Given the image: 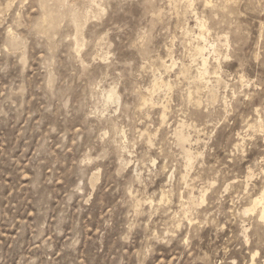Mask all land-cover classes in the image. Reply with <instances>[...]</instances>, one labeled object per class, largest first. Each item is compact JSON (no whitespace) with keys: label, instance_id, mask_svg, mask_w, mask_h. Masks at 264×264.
Returning a JSON list of instances; mask_svg holds the SVG:
<instances>
[{"label":"rangeland","instance_id":"rangeland-1","mask_svg":"<svg viewBox=\"0 0 264 264\" xmlns=\"http://www.w3.org/2000/svg\"><path fill=\"white\" fill-rule=\"evenodd\" d=\"M263 187L264 0H0V264H262Z\"/></svg>","mask_w":264,"mask_h":264},{"label":"bare ground","instance_id":"bare-ground-1","mask_svg":"<svg viewBox=\"0 0 264 264\" xmlns=\"http://www.w3.org/2000/svg\"><path fill=\"white\" fill-rule=\"evenodd\" d=\"M201 23V22H200ZM203 24V23H202ZM200 32V31H199ZM202 32H203V30H202ZM200 36V35H199ZM201 36H202V34H201ZM203 37V36H202ZM197 40V39H196ZM201 46V45H200ZM195 52L197 53V54H200V52H201V49L200 48H197L196 50H195ZM203 52V51H202ZM202 54V53H201ZM204 56V55H203ZM201 58H202V66L203 67H201L199 70H198V72H197V74H196V77H197V79L199 80V81H201V79L202 78H204L203 76L205 75V73H206V69H205V66H204V59H203V57L201 56ZM155 87H160V86H162L160 83H155V85H154ZM112 92H114V91H112ZM112 92H110L111 94H109L107 97H106V99H107V101H111L113 98H114V95H115V93L113 94ZM210 93H211V91H210ZM211 95V97L214 95L213 94V92L210 94ZM214 98V97H213ZM212 100V99H211ZM176 139H177V143L178 144H180L181 145V147H183V145L185 144V141H186V139L187 138H185V136H184V134L181 132V131H176ZM190 150V149H189ZM183 155L185 156V159H186V161H187V163H189L190 162V160H192V155H191V153L188 151V149H184L183 148ZM202 199H203V197H202ZM257 207H259V211L257 212V214H258V218H259V220H263L264 221V187H263V189H262V191L260 192V195L259 196H257V197H255L253 200H252V206L250 207V208H247V209H245V213L246 212H248V211H250V212H253ZM256 254V253H255ZM254 256H256V255H254ZM253 257V256H252ZM251 264H254V262L253 261H251L250 262ZM249 263V264H250ZM262 264H264V259H263V261H262Z\"/></svg>","mask_w":264,"mask_h":264}]
</instances>
